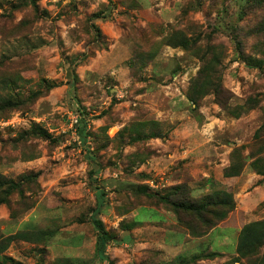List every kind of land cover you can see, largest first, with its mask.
I'll return each instance as SVG.
<instances>
[{
  "label": "rangeland",
  "instance_id": "rangeland-1",
  "mask_svg": "<svg viewBox=\"0 0 264 264\" xmlns=\"http://www.w3.org/2000/svg\"><path fill=\"white\" fill-rule=\"evenodd\" d=\"M263 27L264 0H0V172L20 182L10 203L0 204V243L19 229L44 232L11 239L0 264H264V245L235 260L241 226L264 218V178L248 185L259 188L248 209L195 237L146 208L166 207L154 194L175 180L170 168H140L141 159L149 165L156 158L149 157L154 148L168 147L136 138L156 125L163 136L190 115L198 129L212 121L223 151L262 148L264 62L253 66L247 58L264 59ZM169 34L188 46L163 44ZM200 71L218 78L222 93L202 94L192 111L186 91ZM8 98L19 105L3 106ZM83 121L82 142L74 123ZM34 124L50 136L31 134ZM209 182V190L223 185ZM197 194L195 183L190 195ZM95 208L114 233L102 258ZM135 217L138 228L120 226Z\"/></svg>",
  "mask_w": 264,
  "mask_h": 264
},
{
  "label": "trees",
  "instance_id": "trees-1",
  "mask_svg": "<svg viewBox=\"0 0 264 264\" xmlns=\"http://www.w3.org/2000/svg\"><path fill=\"white\" fill-rule=\"evenodd\" d=\"M261 31L264 32V27L263 29H261ZM173 36L176 37V34H169L168 37L166 36L163 44H168L174 47L179 46L181 48H186L188 46V41L186 38H183L176 42H172L171 37ZM247 62L248 64L253 66H262L264 59L248 57ZM208 91H212L215 98H219L222 93L221 82L218 78L206 75L205 72L200 71L198 76L194 77L191 80L190 85L186 91V98L194 105L193 107H191L192 110H196V106L201 99V95ZM9 100V98L5 100L3 102V106L19 105L18 102L20 101V99L17 98L15 102L14 99H11L10 101ZM74 125L78 137L82 140V142L85 141V138L87 136L86 122H80L79 125H77V123H74ZM263 126L264 123L261 125V127ZM120 132L121 131L117 133L120 134ZM30 133L43 137L50 136L45 128L37 124H34L32 126V130L30 131ZM142 136L144 138L160 137L162 136V133L158 130V127L156 125V129L154 131L140 133L138 137L136 136V138H141ZM242 148V146H237L233 147L230 151L229 164L223 169L224 176L239 175L242 172L244 166L247 165L250 170L262 175L264 178V146L256 152L247 153L246 155L248 156L249 160L247 159V156L242 153ZM149 152L151 153L152 151L149 150ZM153 152L149 155V157L155 154V151ZM94 157L95 155H91L88 153L89 159L94 160ZM140 161L143 162V159H141ZM88 172V176H91L92 171ZM145 177L148 178L149 175H145ZM209 180L214 181L218 184L220 183L219 181H216L214 179ZM213 184L214 183L211 182L212 186ZM19 186V181H15L11 177L7 178V176L3 175L2 172H0V204H9L10 199L8 197V194L11 193L15 188L19 191ZM190 192L191 191L189 185L187 183L181 182L169 186L166 193H155L154 195L157 194L156 196L158 197V200L166 205V207H159L163 208L165 212L173 216L178 226L184 228L187 233L195 237L207 234L212 228L217 226L220 221L226 219L229 213L236 207L233 192L228 190L224 185H221V187L219 188H213L212 190H209L207 193L202 194L198 198H193L190 195ZM147 195L149 197L153 196L149 194ZM91 221L96 231V252L102 258L107 241L114 237V233L105 228L103 221L98 216V208H95V213H92ZM127 221H122V223H120V226L122 228H125L126 230L138 227L142 222L138 217L132 218ZM23 233L30 234V237H28L30 238L29 240H35L36 238L44 237L43 231L40 232L32 231L30 229H19L17 232L8 235L2 244L0 243V254L4 251L5 247L11 239L21 235L24 236ZM262 245H264V218L244 223L239 229V234L235 245V260L240 261L244 257L255 256ZM212 254L215 255L217 253L212 252ZM6 258L7 257L4 258V261L7 260ZM64 262L66 261L64 260ZM261 262H264V258L261 259Z\"/></svg>",
  "mask_w": 264,
  "mask_h": 264
},
{
  "label": "crops",
  "instance_id": "crops-1",
  "mask_svg": "<svg viewBox=\"0 0 264 264\" xmlns=\"http://www.w3.org/2000/svg\"><path fill=\"white\" fill-rule=\"evenodd\" d=\"M186 117L188 121H185L187 122L181 121L178 124L173 122L171 124L172 127L171 125L169 126V130L166 131V134H164L162 137H155L159 141V144L168 148H165V150L163 149L164 152H158L159 150L153 147L155 149V152L157 153L156 158L151 157L150 161L148 162L149 165L141 162L140 168L143 167L146 170L151 171V173L153 174H165V171L169 170L170 168L172 169L171 175L175 180L173 181V183L177 184L186 182L190 187V191L196 183L198 186L197 195L207 193L210 189L209 179H214L222 183L228 190L233 192V196L236 202L235 209H248L249 205L247 204H249L250 202L249 196L251 194L253 195L254 193H257L259 191V188L256 184L252 190L247 191V187L254 181H257L256 183H258V181H260L263 176L250 170L247 165L244 166L242 172L239 175L224 176L223 169L229 164V153L232 150V146L227 147L226 145L224 151L221 149L222 145L219 143V140L215 139V136L213 134L214 125H212V121L207 123L203 122L198 129V121L196 119H192L190 115H187ZM195 130L196 133H194ZM183 146H185V148H183ZM158 148H160V151H162V147ZM178 156L182 158V161H177L174 164L171 163ZM158 157L165 159L167 162H169V164H166V167L159 166V159H157ZM181 166H184L182 170ZM161 169L163 170V172L161 171ZM261 199L262 197L259 198V200ZM146 208L150 210L154 209L155 211L157 210L160 215L165 217L168 216V219L171 222L175 221L174 218H172L169 213L165 212L163 208H160L161 210L153 206H146ZM3 210L4 209L0 207V214L3 213ZM234 210L229 213L226 219L234 214ZM243 212L244 211L240 213V216ZM136 214L137 212H133L132 215L136 216ZM247 215L248 212L243 213V217L245 220L247 219ZM240 216H237V220H239ZM151 220L155 219L149 217L147 221ZM219 226L220 225L218 224L204 236L210 235ZM173 230L174 229H172L171 231L167 230V232L169 234H178L176 232L177 230ZM179 232L182 233L179 235H182L183 238L188 235L187 233H184L182 231Z\"/></svg>",
  "mask_w": 264,
  "mask_h": 264
},
{
  "label": "built area",
  "instance_id": "built-area-1",
  "mask_svg": "<svg viewBox=\"0 0 264 264\" xmlns=\"http://www.w3.org/2000/svg\"><path fill=\"white\" fill-rule=\"evenodd\" d=\"M75 121V120H74Z\"/></svg>",
  "mask_w": 264,
  "mask_h": 264
}]
</instances>
